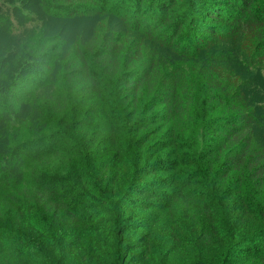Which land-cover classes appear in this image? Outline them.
<instances>
[{"label": "trees", "instance_id": "16d2710c", "mask_svg": "<svg viewBox=\"0 0 264 264\" xmlns=\"http://www.w3.org/2000/svg\"><path fill=\"white\" fill-rule=\"evenodd\" d=\"M0 264H264V0H0Z\"/></svg>", "mask_w": 264, "mask_h": 264}]
</instances>
